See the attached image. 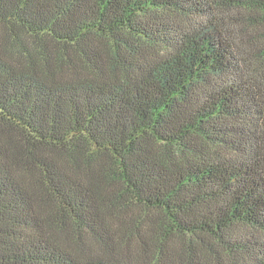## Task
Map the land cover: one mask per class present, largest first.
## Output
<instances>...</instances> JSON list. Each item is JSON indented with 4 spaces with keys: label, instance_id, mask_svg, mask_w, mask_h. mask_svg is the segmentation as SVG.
<instances>
[{
    "label": "trees",
    "instance_id": "16d2710c",
    "mask_svg": "<svg viewBox=\"0 0 264 264\" xmlns=\"http://www.w3.org/2000/svg\"><path fill=\"white\" fill-rule=\"evenodd\" d=\"M0 264H264V0H0Z\"/></svg>",
    "mask_w": 264,
    "mask_h": 264
}]
</instances>
